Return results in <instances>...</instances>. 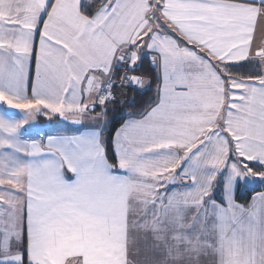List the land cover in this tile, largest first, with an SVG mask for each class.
Returning <instances> with one entry per match:
<instances>
[{"label": "snow or ice", "instance_id": "6c2138e0", "mask_svg": "<svg viewBox=\"0 0 264 264\" xmlns=\"http://www.w3.org/2000/svg\"><path fill=\"white\" fill-rule=\"evenodd\" d=\"M0 104V264H264V0H0Z\"/></svg>", "mask_w": 264, "mask_h": 264}, {"label": "crops", "instance_id": "0c3cea01", "mask_svg": "<svg viewBox=\"0 0 264 264\" xmlns=\"http://www.w3.org/2000/svg\"><path fill=\"white\" fill-rule=\"evenodd\" d=\"M30 77H31V80L34 81L35 80V68H34V64H33V67H32V70H31V74H30ZM152 88L155 89V84H153ZM27 94L29 96H31V83H29L28 85V88H27ZM0 112L4 113V114H7V115H11V116H14L15 118H20L24 115L23 112H21L20 110H16V109H8L6 105H3V104H0ZM35 119H39L43 122L46 123H49L50 125L54 126V127H67L69 129H77V128H82L84 125H91L93 122L90 121V120H84L83 121V124L82 125H77V124H73L71 122V119H68V120H65L63 117H59L58 114H53L51 115V117H48V116H45L43 115L42 113H38L36 114V116L34 117ZM34 119V120H35ZM34 120H30L29 123H32L31 125H35L33 122ZM76 127V128H75ZM38 129L35 128L34 129V132L33 134H31L32 136L30 135H24L23 134V137L25 139H28V138H35V135H36V131ZM22 131V130H21ZM45 132H51V131H48V130H45ZM42 138V137H41ZM238 195V193H237Z\"/></svg>", "mask_w": 264, "mask_h": 264}, {"label": "trees", "instance_id": "16d2710c", "mask_svg": "<svg viewBox=\"0 0 264 264\" xmlns=\"http://www.w3.org/2000/svg\"><path fill=\"white\" fill-rule=\"evenodd\" d=\"M154 95H155V89L152 88V90L149 91V92L147 93V95L144 96L143 99H144L145 101H150V100L153 99ZM144 107H147V105L145 104ZM141 110H142V109H141ZM121 123H123V121L118 122V123L115 125V127L118 128V127L120 126ZM109 131H110V132H111V131H114V129H113V127H112L111 125L109 126ZM108 134H109V133H105L106 136H107ZM257 190H259V189H257ZM251 194H252L251 192H244L243 194L238 193V195H237V199H238L240 202H242V203H246L247 200L250 199Z\"/></svg>", "mask_w": 264, "mask_h": 264}, {"label": "rangeland", "instance_id": "374dc122", "mask_svg": "<svg viewBox=\"0 0 264 264\" xmlns=\"http://www.w3.org/2000/svg\"><path fill=\"white\" fill-rule=\"evenodd\" d=\"M35 119V118H34ZM34 119H32V121L34 120ZM35 125H31L32 123H29V125H26L25 126V128H27L28 129V131L27 132H24V130L22 129V133L24 134V135H30V136H32L31 134H33V132H34V129L35 128H37V129H43V131H45V130H48V131H54L57 127H54V126H52V125H50L49 123H46L45 124V122H43V121H41V120H39L38 118L37 119H35L34 120V122H33ZM60 127V126H59ZM63 128V127H62ZM76 128V127H75Z\"/></svg>", "mask_w": 264, "mask_h": 264}]
</instances>
